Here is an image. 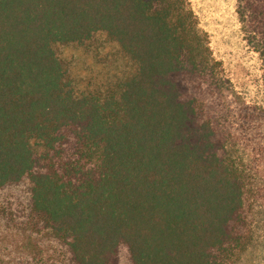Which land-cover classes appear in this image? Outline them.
<instances>
[{"label": "trees", "instance_id": "16d2710c", "mask_svg": "<svg viewBox=\"0 0 264 264\" xmlns=\"http://www.w3.org/2000/svg\"><path fill=\"white\" fill-rule=\"evenodd\" d=\"M235 12L264 88V0ZM263 174L264 108L187 0H0V256L237 264L264 228Z\"/></svg>", "mask_w": 264, "mask_h": 264}, {"label": "rangeland", "instance_id": "374dc122", "mask_svg": "<svg viewBox=\"0 0 264 264\" xmlns=\"http://www.w3.org/2000/svg\"><path fill=\"white\" fill-rule=\"evenodd\" d=\"M187 1L199 28L208 37L214 59L220 62L235 91L247 102L264 108L262 63L259 54L246 41L235 12L236 0ZM57 53L70 66L73 75L86 65L87 59L74 48H59ZM257 221L254 242L237 264H264V228L259 216ZM0 264H48V260L44 255L22 248L9 256H0Z\"/></svg>", "mask_w": 264, "mask_h": 264}]
</instances>
